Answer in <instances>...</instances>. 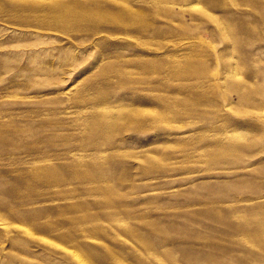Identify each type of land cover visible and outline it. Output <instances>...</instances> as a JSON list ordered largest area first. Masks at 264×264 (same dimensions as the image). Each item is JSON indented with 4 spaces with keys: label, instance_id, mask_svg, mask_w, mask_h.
<instances>
[{
    "label": "rangeland",
    "instance_id": "obj_1",
    "mask_svg": "<svg viewBox=\"0 0 264 264\" xmlns=\"http://www.w3.org/2000/svg\"><path fill=\"white\" fill-rule=\"evenodd\" d=\"M0 264H264V0H0Z\"/></svg>",
    "mask_w": 264,
    "mask_h": 264
}]
</instances>
